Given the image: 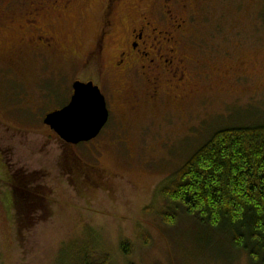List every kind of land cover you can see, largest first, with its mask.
Wrapping results in <instances>:
<instances>
[{
	"label": "rangeland",
	"instance_id": "obj_1",
	"mask_svg": "<svg viewBox=\"0 0 264 264\" xmlns=\"http://www.w3.org/2000/svg\"><path fill=\"white\" fill-rule=\"evenodd\" d=\"M129 1L118 10L125 36L139 3ZM105 2L75 0L59 26L65 53L26 55L13 69L5 59L20 35L0 27V264H79L87 253L108 255L109 264H252L228 233L199 224L160 189L217 130L264 124V0L172 1L168 9L186 20L187 74L199 84L181 103L163 94L131 109L112 70L119 49L112 37L111 117L93 141L68 145L44 118L69 103L74 81L93 76L87 51ZM13 173L25 176L33 196L22 217L12 203ZM169 206L174 225L162 216Z\"/></svg>",
	"mask_w": 264,
	"mask_h": 264
},
{
	"label": "flooded vegetation",
	"instance_id": "obj_2",
	"mask_svg": "<svg viewBox=\"0 0 264 264\" xmlns=\"http://www.w3.org/2000/svg\"><path fill=\"white\" fill-rule=\"evenodd\" d=\"M74 1L12 0L9 6L4 3V8H0V27L9 24L20 35L18 40L10 41L11 52L5 59L11 69L13 63L26 55L65 53L68 36L61 34L59 26ZM172 1L133 2L136 14H127L131 20L128 35L125 36L118 27V10L130 7V1L106 0L93 47L87 51L88 67L92 68L93 76L82 81H93L100 88L106 98L109 118L111 95L108 96L106 46L115 36L119 38V49L112 70L125 83L121 94L131 109L137 110L150 100L157 101L163 94L181 103L199 90L198 82L188 77L189 59L182 51L185 48L182 36L186 20L168 9ZM185 7L187 4H184ZM156 10L160 11L162 19L156 16ZM204 75L208 76L207 73ZM138 88L143 89L142 95L138 93Z\"/></svg>",
	"mask_w": 264,
	"mask_h": 264
},
{
	"label": "trees",
	"instance_id": "obj_3",
	"mask_svg": "<svg viewBox=\"0 0 264 264\" xmlns=\"http://www.w3.org/2000/svg\"><path fill=\"white\" fill-rule=\"evenodd\" d=\"M12 177V205L22 217L30 211L24 212L22 205L31 206L33 196L22 187L25 176ZM160 193L199 224L228 233L235 247L248 252L252 264H264V124L217 130ZM175 210L169 206L162 214L168 225L177 221ZM130 247L122 242L127 255ZM91 255L85 254L78 263H110L108 255L94 259Z\"/></svg>",
	"mask_w": 264,
	"mask_h": 264
},
{
	"label": "water",
	"instance_id": "obj_4",
	"mask_svg": "<svg viewBox=\"0 0 264 264\" xmlns=\"http://www.w3.org/2000/svg\"><path fill=\"white\" fill-rule=\"evenodd\" d=\"M69 103L46 115L44 123L67 144L96 139L109 121L106 98L93 81L76 80Z\"/></svg>",
	"mask_w": 264,
	"mask_h": 264
}]
</instances>
